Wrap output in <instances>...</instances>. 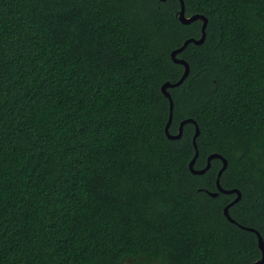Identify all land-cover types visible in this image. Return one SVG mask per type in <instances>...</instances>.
Wrapping results in <instances>:
<instances>
[{
	"label": "trees",
	"instance_id": "obj_1",
	"mask_svg": "<svg viewBox=\"0 0 264 264\" xmlns=\"http://www.w3.org/2000/svg\"><path fill=\"white\" fill-rule=\"evenodd\" d=\"M169 129L194 120L264 239V0H183ZM179 0H0V264H253L222 161L165 128ZM178 69V70H177ZM255 245V246H254Z\"/></svg>",
	"mask_w": 264,
	"mask_h": 264
},
{
	"label": "water",
	"instance_id": "obj_2",
	"mask_svg": "<svg viewBox=\"0 0 264 264\" xmlns=\"http://www.w3.org/2000/svg\"><path fill=\"white\" fill-rule=\"evenodd\" d=\"M179 1H180V4H181V9L178 12V19H179V21L182 24L189 25V24H191V23H193L195 21L201 20L203 22V26H202V36H201L200 39H193V38L192 39H188L182 45V47L174 50L171 53V59L173 60V62L175 64H180V65L184 66L185 71H184V74H183L182 78L177 83L172 84L170 82H167V83H165L162 86V88H161L162 93L168 99H169V96L171 97V94L169 93L168 89H172V88H176V87L180 86L186 80V78L190 74V66H189V64L185 60L178 58V55L180 53H182L187 48V46L190 43H193L195 45H202L205 42V40H206V29H207V25H208V20H207V18L205 16H202V15H194V16H191V17H187L186 16L185 3H184L183 0H182V2H181V0H179ZM185 73L187 74L186 75V78H185ZM181 80L183 81L182 83H180ZM169 102H170V115H169V120H168L167 125H166V128H165V133H166L167 137L170 140H179V139H181V137L183 135V128H184L185 124H187V123H193V124H195V126H196V132H195V135L193 137V146H194V149H195L196 153H195L194 158L192 159V161L189 164V168H190L191 173L194 174V175H203V174H205L211 168V162H212V160H214V159L221 160L223 165H222V168L220 169V171L218 172L217 180H216V186H217L218 192H216V193H209V195L212 196V197H217L218 193H223V194H227V195H233V194H235L236 195V198L230 204H228L227 206H225V208H224V216L231 223L237 224L242 229L247 230L249 232H253V233H255L257 235V233H259V232L256 229H254V228H248V227H243V226L239 225L235 221V219H233L231 217V215H230V212H229L230 208L241 200L242 193L238 189L225 190L224 188H222V186L220 184V178H221L223 172L228 167V160L226 158H224L222 155L218 154V153H213V154H211L208 157L206 167L203 168V169H201V170H196L195 169V163H196V160H197V158L199 156V150H198V146H197V138L200 135L199 127H198L197 123L194 120L187 119V120H184L183 122H181L180 127H179V131H178V134H176V135L170 134L169 133V129H170V126H171L172 121H173V111H174L172 97H171V101L169 100ZM257 238H258V246L260 248L261 247V244L264 243V239H263V237H262V235L260 233H259V235H257Z\"/></svg>",
	"mask_w": 264,
	"mask_h": 264
},
{
	"label": "snow or ice",
	"instance_id": "obj_3",
	"mask_svg": "<svg viewBox=\"0 0 264 264\" xmlns=\"http://www.w3.org/2000/svg\"><path fill=\"white\" fill-rule=\"evenodd\" d=\"M181 2H182V0H181ZM186 75L187 74L185 73V78H186ZM182 82L183 81L181 80L180 83H182ZM169 100L171 101V97L170 96H169ZM176 106H177V103L173 102V107H176ZM257 235H259V233H257ZM255 257L256 258H255L253 264H264V243H262L261 247L256 250Z\"/></svg>",
	"mask_w": 264,
	"mask_h": 264
},
{
	"label": "rangeland",
	"instance_id": "obj_4",
	"mask_svg": "<svg viewBox=\"0 0 264 264\" xmlns=\"http://www.w3.org/2000/svg\"><path fill=\"white\" fill-rule=\"evenodd\" d=\"M132 264V263H131Z\"/></svg>",
	"mask_w": 264,
	"mask_h": 264
}]
</instances>
